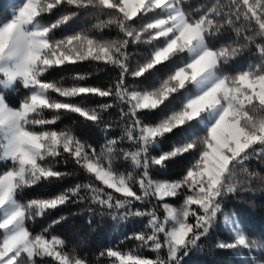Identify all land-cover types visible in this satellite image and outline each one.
<instances>
[{
    "label": "snow or ice",
    "instance_id": "6c2138e0",
    "mask_svg": "<svg viewBox=\"0 0 264 264\" xmlns=\"http://www.w3.org/2000/svg\"><path fill=\"white\" fill-rule=\"evenodd\" d=\"M11 3L0 17V264H94L79 243L53 234L67 216L32 227L69 205L141 224L95 264H182L221 217L230 239L215 248L264 264V237L224 212L230 195L252 191L254 181L264 188V174L250 167L264 162V0H202L192 10L188 0ZM82 18L94 23L74 26ZM139 45L150 50L133 66L130 48ZM173 60L165 77L141 87L140 78ZM85 62L112 75L101 83H88L92 72L47 78ZM21 89L13 106L9 96ZM65 115L79 119L57 127ZM89 123L105 130L99 149L78 131ZM173 167L178 178H157ZM81 173L86 180L55 194L21 198ZM125 240L134 247H121Z\"/></svg>",
    "mask_w": 264,
    "mask_h": 264
},
{
    "label": "trees",
    "instance_id": "16d2710c",
    "mask_svg": "<svg viewBox=\"0 0 264 264\" xmlns=\"http://www.w3.org/2000/svg\"><path fill=\"white\" fill-rule=\"evenodd\" d=\"M202 0H188L189 10L197 7ZM12 7L11 0H0V17H5L9 13V10ZM49 19H55V17L46 18V22ZM94 23V20L91 19H79L74 22V26H86L90 27ZM106 35H115V30L113 29L110 33L106 31ZM149 46L139 45L133 46L130 48L132 53V64H135L149 51ZM247 59H252L251 54H245ZM186 59V54L184 56ZM179 63L178 60H173L166 62L163 66H158V69L145 80L140 78L143 81L141 87H150L153 85L157 77L163 78L168 72L173 69ZM96 66L90 63H83L76 66H69L65 69H54L48 74L49 80H60L63 78H69L75 72H92L93 76L89 79L88 83H101L106 81L109 78V75H112L106 71L97 72ZM65 83H71L70 79H66ZM140 83V81H136ZM24 94L23 89L19 93H12L9 96L10 102L13 106H16L18 101L21 99ZM179 96L174 100L172 107L174 105L178 106ZM46 115H51L46 113ZM159 118V114L155 117ZM79 118L74 115H65L60 122L57 123V127H64L66 125H72ZM115 119V113L113 115ZM79 133L82 135V138L87 140L93 146L99 147L105 141V130L103 127L93 125L91 123L86 125H81L78 129ZM115 134H119V129L113 130ZM167 150V146H165ZM74 166L70 163L67 165L66 170H72ZM250 167L253 170L259 171L264 174V162L252 161ZM170 172L173 173L171 176L157 177L158 179L178 178L179 169L173 167L170 169ZM87 177L84 174H79L75 177H69L64 181L56 182L54 184L41 183L37 186H34L30 189H26L22 194L21 198L24 200L31 199L38 196L52 195L64 188L72 186L76 182H81L86 180ZM178 206V201H172ZM224 212L229 214H235L238 217L242 224L245 226L246 231L250 236H254L259 239L264 237V188L259 185L258 181H254L252 191L239 192L235 195H230L224 201ZM59 216H67V219L61 224L56 225L53 229V234L60 235L66 238L69 241V247L75 243H79L81 247V252L83 255H87L89 259L94 261L97 260L99 253L104 251L106 248L120 244V241L123 239V236L126 233H131L132 231L137 230L141 224L137 221H129L127 223L120 221H113L107 217L103 218L101 221L100 217H90L84 210L83 205H69L67 207H62L58 210L53 211L49 215L38 218L36 223L32 227L39 231L41 228L46 227L51 221ZM89 218H93L94 224L93 229H89L86 225V221ZM146 222V220H145ZM98 225V226H97ZM230 236L228 230L223 227L222 217L219 227L213 230L210 237L201 241V249L194 250L190 253L189 256L184 258L182 264H242L247 258L241 253V251L233 250H219L215 248V243L220 240H229ZM135 242L125 240L121 247L131 248L134 247ZM257 258H260L259 251ZM106 258H101L105 260Z\"/></svg>",
    "mask_w": 264,
    "mask_h": 264
},
{
    "label": "rangeland",
    "instance_id": "374dc122",
    "mask_svg": "<svg viewBox=\"0 0 264 264\" xmlns=\"http://www.w3.org/2000/svg\"><path fill=\"white\" fill-rule=\"evenodd\" d=\"M240 251H241V253H242L246 258H248V253H247L246 251H244V250H240ZM253 255L255 256V258H257V256H258L257 253H254ZM257 259H258V258H257Z\"/></svg>",
    "mask_w": 264,
    "mask_h": 264
}]
</instances>
